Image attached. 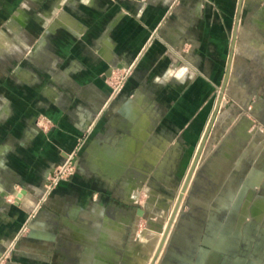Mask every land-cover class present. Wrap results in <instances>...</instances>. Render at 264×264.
<instances>
[{
    "label": "crops",
    "instance_id": "0c3cea01",
    "mask_svg": "<svg viewBox=\"0 0 264 264\" xmlns=\"http://www.w3.org/2000/svg\"><path fill=\"white\" fill-rule=\"evenodd\" d=\"M239 3L0 0L6 264H140V220L151 214L148 228L167 223L152 197L165 205L173 182L185 179L229 53L237 54L238 85L247 86L233 82L231 96L264 106V0H242L237 13ZM129 68L113 96L109 79ZM39 116L52 120L48 132L36 125ZM246 124L227 139L217 126L155 264L262 261L264 232L259 240L252 233L264 231V192L254 204L252 196L264 172H240L253 161ZM81 145L76 173L47 193V175ZM28 222L29 233L18 237Z\"/></svg>",
    "mask_w": 264,
    "mask_h": 264
},
{
    "label": "rangeland",
    "instance_id": "374dc122",
    "mask_svg": "<svg viewBox=\"0 0 264 264\" xmlns=\"http://www.w3.org/2000/svg\"><path fill=\"white\" fill-rule=\"evenodd\" d=\"M17 2H19V1H17ZM241 2H242V0H240V3L238 5L237 13L240 12ZM17 6H19V5H17ZM2 25H3V23L0 24V29L3 28ZM238 25H239V22L236 18V26L238 27ZM238 41H239V38H237L236 33L234 32V34L230 37V44L232 46H235L236 42L238 43ZM233 53H235V52L233 51V52L229 53V56L226 60V63L224 66L222 81L220 82V84H213V88H214L213 97H214V100L216 103L215 111L213 113V116L211 117V121L207 127V130L205 132V135L203 137V140L201 142L199 150H198L196 156L194 157L192 164L188 168L185 179L181 182L180 181L173 182V189L171 192L172 193L171 198L166 202L165 205L159 207L157 204L156 196H154V197L151 196L152 199H154L156 202L157 209L158 210H165V211H162V212L160 211V212H158V213L156 212V213L160 216H163V217L165 216V218H163L162 221L169 223V225H172L173 221L175 219H177V217L180 213V210L185 209V205H186L187 198H188V192L190 189V184L192 183V181L194 179V175L201 168L202 162H204L206 157H207V154L205 153L206 146L209 145V141L211 140V137H212L213 133L216 131L218 125L219 126L221 125L220 126L221 129H223V125H224L222 139H227L230 135L231 136L232 135L238 136L239 126L247 125L246 123L249 124V128H248L245 140L248 141L249 143L251 142V146H252L251 152H252L253 161L251 164L246 165L245 168L243 170H241L240 172H246V174H248L250 171H251V173H253L254 171L255 172H264V106H262V108H260V109H257V107H260L261 101H258L255 105V102L257 101V99H256V101L253 99L251 104L247 105V104L239 103V101H237L235 98H233L231 96L230 92L233 93V91H232L233 87L231 86L233 84V82L236 83L235 87H242L243 88V86H244V85L239 86L238 80H236L238 78H236L237 76L235 75L234 64H232V63H233V58H235L237 56V54H233ZM188 58H189V62L191 63L190 53L188 54ZM247 64L250 65L249 63H247ZM246 71H248V69L247 70L241 69V73L242 72L246 73ZM132 72H133V70L129 69L127 71H121V74H124V73L128 74V77H127V79H128L132 75ZM116 74H119V71H116ZM110 79H109L108 85L112 89V86L110 85V81H111ZM250 81H253V80H250ZM263 81H264V77H263ZM263 81L261 82V84H263ZM255 82H256L255 85L258 86V88L255 87L256 91H260L259 85H261V84H259V79L256 78ZM244 87H246V89H247V86H244ZM249 87H251L250 84H249ZM263 90H264V88H263ZM259 97H261V96H259ZM263 105H264V101H263ZM41 117H46V116H39L37 118L36 125H38V126H39V123H40L39 121H40ZM46 118H48V117H46ZM49 120L52 122L51 119H49ZM52 126H53V122H52L50 129L52 128ZM241 139H243V138H241ZM82 147H83L82 145L77 147V150L73 153V154H75V160L77 159V154L81 150ZM67 159H68V157L62 163H64ZM255 159H256V161H254ZM61 164H59L58 166H60ZM198 164H199V166H198ZM56 168H54V170L51 171L47 175V179H48V177H50L53 174V172L55 171ZM76 171H77V163H76ZM72 176H70V177H72ZM69 178H67V179H69ZM67 179L65 178L62 181H65ZM61 182L59 183V185L61 184ZM186 182L188 183V187H187L188 189H185ZM46 183H47V181H46ZM45 189H46V185H45ZM55 189H53V190H55ZM254 189H255V191L253 190L254 192H253V196H252V203L253 204H254V200H256L261 194H263L264 185L263 186L257 185V186H255ZM185 190H187V191H186V194L183 196L181 193H184ZM178 196H179V198H178ZM147 198H148L147 196H143V199L141 202V204H143V207L148 206V202H147L148 199ZM180 198H182L181 201L179 200ZM179 203H180V205H179ZM252 216H253V214H252ZM33 218H34V213H31V219H33ZM148 218L149 219L152 218L151 214L146 216V218H141L140 225H139V236H138V242H137L136 248L142 254L139 257L141 264L146 263L147 258H149V255L151 254L152 247L154 245L153 244L152 246H150L149 243L144 241L145 239H147V232H154V233L159 234V232L162 231V227L167 225V223H164V224H160V226L158 225L159 227L155 226L152 228L151 227L148 228V223H147ZM157 218L158 217L155 216V219H157ZM254 220L255 219L253 217V219H252L253 224H254ZM25 225L28 226V229L26 232L22 233V229ZM25 225H23V227L20 229V231L18 233V237L25 236L29 233L30 222H28ZM256 226H259V225H256ZM256 231H257V233H256ZM259 231L264 232L263 230H261L259 228L258 229L255 228V230L253 231L254 233H252V234L257 236L256 238L258 240L260 238ZM141 236H143V238H141ZM157 256H158V254L155 255V257L152 261V264H155ZM9 259L10 258H8L7 261ZM253 263L256 264L255 262H253ZM257 264H264V257H263L262 261L258 262Z\"/></svg>",
    "mask_w": 264,
    "mask_h": 264
},
{
    "label": "built area",
    "instance_id": "2783aa9c",
    "mask_svg": "<svg viewBox=\"0 0 264 264\" xmlns=\"http://www.w3.org/2000/svg\"><path fill=\"white\" fill-rule=\"evenodd\" d=\"M132 70V68H129ZM129 69L125 70H119V74H114L112 78L110 79V85L112 86V95L115 96L120 93V91L124 88L125 81L128 77V74L124 73L121 74V71H127ZM39 127L45 131L48 132L50 130V127L52 125V122L46 118L41 117L39 121ZM76 172V160H75V154H72L68 157V159L62 163L60 166H58L53 174L48 177L47 183H46V192L49 193L55 189L59 183L64 180L65 178H69L70 176L74 175ZM28 229V226H24L22 229V233L26 232ZM10 253L3 254L0 257V264H6L7 259L9 258Z\"/></svg>",
    "mask_w": 264,
    "mask_h": 264
},
{
    "label": "bare ground",
    "instance_id": "6f19581e",
    "mask_svg": "<svg viewBox=\"0 0 264 264\" xmlns=\"http://www.w3.org/2000/svg\"><path fill=\"white\" fill-rule=\"evenodd\" d=\"M188 189V188H187ZM186 191H184V193H181L183 196L186 194ZM182 192V191H181ZM179 198V196H178ZM183 198V197H182ZM182 198H180L179 200L181 201ZM180 205V203H179ZM179 207V206H178ZM166 209V208H165ZM158 210V209H157ZM156 212L158 213L159 210ZM162 211H165V210H162ZM161 211V212H162ZM177 211V210H176ZM171 212V211H170ZM174 220V219H173ZM171 221V220H170ZM171 229V225H169V223H167L166 226H163L162 227V231L159 232V234L157 233H154V232H147V239H145L144 241L149 243L150 246H152L153 244V247H152V250H151V254L149 255V258H147V261L145 264H152V261L155 257L156 254H160L161 251L163 250L162 248L164 247V245L166 244V241H167V236H168V233ZM141 238H143V236H141ZM138 242V241H137ZM145 244V243H144ZM144 248V247H143ZM141 264V263H140Z\"/></svg>",
    "mask_w": 264,
    "mask_h": 264
},
{
    "label": "water",
    "instance_id": "95a60500",
    "mask_svg": "<svg viewBox=\"0 0 264 264\" xmlns=\"http://www.w3.org/2000/svg\"><path fill=\"white\" fill-rule=\"evenodd\" d=\"M187 187H188V183L186 182V184H185V189H187Z\"/></svg>",
    "mask_w": 264,
    "mask_h": 264
}]
</instances>
